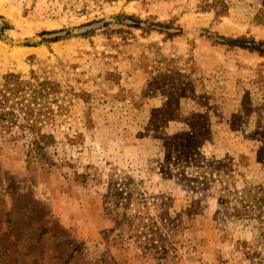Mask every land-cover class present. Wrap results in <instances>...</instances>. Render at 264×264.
Listing matches in <instances>:
<instances>
[{
	"label": "rangeland",
	"instance_id": "374dc122",
	"mask_svg": "<svg viewBox=\"0 0 264 264\" xmlns=\"http://www.w3.org/2000/svg\"><path fill=\"white\" fill-rule=\"evenodd\" d=\"M221 1L0 0V85L52 87L46 161L0 128V264H264V55L218 44L264 42V0ZM193 114L210 136L181 162Z\"/></svg>",
	"mask_w": 264,
	"mask_h": 264
},
{
	"label": "trees",
	"instance_id": "16d2710c",
	"mask_svg": "<svg viewBox=\"0 0 264 264\" xmlns=\"http://www.w3.org/2000/svg\"><path fill=\"white\" fill-rule=\"evenodd\" d=\"M206 1L208 4L206 6L208 8L217 7V5L223 3L221 0H214L211 3H208V0ZM225 10L227 9L224 5L223 9L220 12H217V15L223 14ZM218 44H225L229 47H239L248 50L249 52L258 53L261 56L264 55V42H256L245 38L236 40L222 38V42ZM149 86L152 87V84L150 83ZM175 86H177V84L171 85V90L168 93V96L170 103H175L177 105L179 99L183 98V93L181 94L179 88H176ZM51 90L52 87L49 82L44 81L34 84L33 82L25 81L20 76L14 74L6 75L0 85V128L9 131L13 127H19L24 131L37 134L31 142V147L28 153L29 161H46L48 158L45 153V147L48 143L46 140L51 137L41 135L39 130L45 119H49L43 111L44 108H42L43 105L41 99L46 92H50ZM188 127L190 131L176 134L170 138L171 141H173V145L171 144L172 149H169V152L173 153L170 150H174L173 148L175 147L181 162H187L191 159L194 154L197 153L202 143L210 136V125L205 115L193 114L191 121L190 119L188 121ZM115 196H117L119 200L126 201L123 204L124 208L128 207L132 201L131 194L123 199L122 194L120 192L117 193L116 191ZM225 201H228V199H221V202ZM138 203V206H142V209L148 207V202L145 198L139 200ZM244 204L245 210H247L248 207L250 209L261 207L260 201L257 202L255 206H252L246 200L244 201ZM261 213L262 216H264V211ZM134 219L142 220L143 216L134 215L131 217V221L128 220V222L130 221L132 224L134 223ZM138 238H140V236ZM144 249L148 250L153 256L161 257L165 252V248L160 245V243H155V240L151 237H146Z\"/></svg>",
	"mask_w": 264,
	"mask_h": 264
}]
</instances>
